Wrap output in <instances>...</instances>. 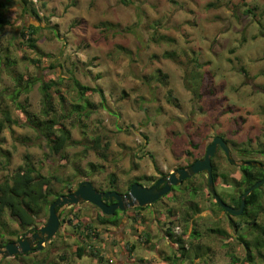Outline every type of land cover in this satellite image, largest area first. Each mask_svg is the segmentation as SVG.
Instances as JSON below:
<instances>
[{"label": "rangeland", "instance_id": "1", "mask_svg": "<svg viewBox=\"0 0 264 264\" xmlns=\"http://www.w3.org/2000/svg\"><path fill=\"white\" fill-rule=\"evenodd\" d=\"M18 1L12 0L7 12L10 24L0 28V51L11 63H3L0 69V91L13 88L14 75L38 80L20 95L19 106L9 108L13 121L0 129V182L24 166L29 156L31 164L51 176L63 194L68 192V181L76 189L84 180L97 189L116 185V190L124 192L135 179L149 185L154 180L145 178L156 179L163 171L203 156L215 135L228 140L233 158H238L235 149L240 148L264 162V0H131L128 4L121 0H29L47 18L43 23L22 12ZM31 22L42 24L36 35L41 53L21 45L19 29ZM156 30L177 42L156 43L151 40ZM171 48L177 59L163 57L164 50ZM37 56L42 59L40 66L28 59ZM160 69L168 74L166 80ZM43 80L57 81L66 97L63 102L56 87L51 89L61 115L80 102L76 80L92 88L85 95L95 106L90 115L83 114L80 121L77 113L61 119L77 141L69 144L64 155L53 152L33 122L42 118ZM9 102L0 97V120ZM96 134L109 138L107 153L87 147L91 141L85 137ZM215 163L219 172L229 176L227 180L218 177L216 188L237 192L231 179L240 177L238 166L222 151ZM207 183L206 176L186 182L201 187L197 200L202 211L195 221L201 237L195 245L202 252L207 249L205 264H241L231 255L243 259L245 244L238 231L230 229ZM172 197L169 194L153 205L154 212L152 206L144 210L141 221L131 220L134 210L130 219L120 212L117 225L102 224L99 209L89 202L63 207L66 223L52 244L46 243V251L2 258L0 264H33L46 258L58 264H97L94 256L79 258L74 253L82 239L67 218L75 220L76 214L96 229L98 237L92 240L110 260L108 264H189L174 257L180 250L165 233L172 219L167 208L180 205ZM48 217L49 213L37 227ZM6 220L9 231L3 239L20 236L19 223L8 213ZM217 226L231 236L223 238L209 230ZM2 227L0 221V231ZM182 231L175 227L176 234ZM132 244L135 249L129 253ZM64 253L67 261L60 260ZM196 261L204 264L200 258Z\"/></svg>", "mask_w": 264, "mask_h": 264}, {"label": "trees", "instance_id": "2", "mask_svg": "<svg viewBox=\"0 0 264 264\" xmlns=\"http://www.w3.org/2000/svg\"><path fill=\"white\" fill-rule=\"evenodd\" d=\"M11 1L12 0H0V28L2 29L5 25L10 24V20L7 16V12L9 8H11ZM124 3L128 4L131 0H121ZM18 3L21 6L22 12L28 14L30 16H34L40 23L45 21L47 18L42 16L40 13L39 8L34 6L33 1L29 0H19ZM214 5V4H212ZM251 9H248L247 12H251ZM105 26H113V24H104ZM42 27V24H35V23H28L25 24L23 27L19 29V36L22 38L21 45H26L28 48L36 51L37 53L40 52L38 46V37L36 36L39 29ZM0 29V30H1ZM139 35V39H140ZM151 40L155 41L156 43L167 42L173 44L174 41L177 42L173 36H169L165 33L159 34L156 30V33L151 36ZM9 50V49H8ZM8 53V51H6ZM41 53V52H40ZM43 54H39L42 56ZM34 57L28 58L31 63L40 66L42 63L41 57ZM163 57L170 58V59H177L176 50L166 49L164 50ZM26 59L27 56H24ZM9 56L2 55L0 51V69L2 64L5 63L6 65H10L11 63L8 62ZM10 63V64H9ZM161 72V73H160ZM161 77L163 79H167V73L160 69L159 71ZM159 75V76H160ZM195 75H198L201 78L200 72H197ZM157 76L158 80L163 81L161 77ZM211 76H209L207 85H210ZM14 86L11 90L3 89L0 91V97L4 101H7L8 98L10 100L9 103L6 104V107L2 109L3 118L0 120V129L6 125V123H10L13 121L11 110L9 109L13 105H18V99L23 92H28L31 86L37 81V78L31 79L24 74L14 75ZM146 81L150 80L147 78ZM76 85L80 88L79 91V101L73 104L70 112H65V114L61 115L58 112L57 107L54 104L53 95L51 93V89L55 86L57 89V93L62 98L61 100L64 102L66 97L61 92L60 86L57 81L43 80L42 83V92H43V109L41 111L42 118L33 121L39 128L40 132L42 133L45 138H47L48 142L50 143V147L55 154L64 155L66 152V148L69 146L70 143H76V140H72V132L70 129L67 128L66 124L61 120L65 118L72 117L73 114L77 113L78 121L81 120L83 114L85 116H89L91 113L92 108H95L92 102H89L85 99L86 93L91 90L92 88L82 85L77 80L75 81ZM167 83V82H166ZM94 88L93 90H96ZM6 92V93H5ZM172 98H170L171 100ZM83 101V102H82ZM8 107V108H7ZM62 121V122H61ZM64 127H63V125ZM85 126V125H84ZM86 133V131H83ZM83 133V134H85ZM85 137V140L91 141L89 144H86L89 149H94L98 151H102L103 153H107L110 147V140L107 136H100L95 135L93 138ZM188 155H191L192 152L189 150L186 152ZM93 166V164H91ZM216 170V169H215ZM242 170L244 172V178L242 180L239 179H231L236 188L237 192L235 194H240L237 196H233V203L236 206H240L241 204V197L244 192L257 181L261 180L264 177V170L257 166H243ZM80 173V172H79ZM225 180L228 179V174H223ZM214 178L217 180L218 173L217 170L214 172ZM59 181L60 179L57 178ZM146 180H156L152 177L145 178ZM138 180V179H137ZM140 180H144L140 178ZM112 182L115 183L116 179L112 178ZM135 182V180L131 181L130 183ZM217 182V181H216ZM73 182L68 181L67 186V193L73 191L72 187ZM116 188V185L110 187ZM176 188V187H175ZM176 192L173 193V197L171 201L178 202L180 205L177 208L168 207L167 212L172 217L171 222L167 225L165 233L166 236L172 241V243L176 244L180 250V254H175L177 260H182L183 263L188 262L189 264H199L196 261V258H200V262L208 263V251L205 249L203 252L195 245V241L201 237V233L195 227V221L198 220L199 215L201 213V208L199 202L197 200V196L201 191V187L195 185L186 184L184 186H180L176 188ZM264 184L260 187L256 188L246 199V208L244 212L240 215L228 214V224L231 230H237L238 237L241 239L243 244H245V257L243 259L235 256L232 254L231 256L234 259V262L241 264H264ZM180 191V192H179ZM64 191L56 190L54 187V181L51 176L43 174L40 170H38L33 164L30 162L29 156H27V162L24 166H20L12 175L6 177L2 182H0V221L4 227L3 230L0 231V245L6 244L10 239L4 240V233L9 231V225L7 224L6 216L7 213L10 218L16 220L21 229H27L29 227L37 225L39 222L42 221L44 217H47L49 213V207L52 202L58 199ZM213 197V196H212ZM214 198V197H213ZM215 204L223 210V207L220 205L218 201ZM181 206V207H180ZM151 206L142 207L136 206L133 208L135 211L146 210ZM152 210V209H151ZM142 211V212H143ZM160 212H163L160 210ZM119 211H116L113 215H106V214H99L98 220L101 221L102 224H111L117 225L120 221V217H118ZM144 213L134 214L133 221H139L140 219L144 218ZM263 215L261 221L259 220L260 217ZM74 218H67L68 224L72 225L74 228L78 229L77 233L81 235V243H78V246L74 250V253L79 258H83L84 256L91 255L94 256L96 259L97 264H108L110 260L105 256V253L102 250L96 248L94 244V239L98 237V233L94 226L90 223H84L78 214L75 215ZM66 223V222H65ZM243 223H247L248 225L244 226ZM65 224L62 223L60 228H62ZM175 227H182L183 231L181 234L175 233ZM247 227V231L243 232V228ZM211 232L216 233L220 237L227 238L231 235L228 234L226 229H222L221 227L217 226L215 228L209 229ZM20 232V231H19ZM11 234L17 232H10ZM60 233L57 232L54 237L49 240V243L52 244L54 238L58 236ZM95 235V236H92ZM147 234H144V236ZM187 235L185 238L184 236ZM253 235L251 239L247 238V236ZM143 236V237H144ZM88 238H91L89 241ZM92 238H94L92 240ZM140 239V238H139ZM84 240V241H83ZM90 242V244H89ZM253 246V247H252ZM254 248L258 251L257 253ZM48 248L43 249L41 252L46 251ZM134 246L128 248V252H134ZM33 252L25 253L21 255H31ZM19 255V256H21ZM130 255V254H129ZM132 256V255H130ZM61 261H67L68 255L67 253L61 254L60 256ZM17 258H19L17 256ZM171 259V258H169ZM112 261V260H111ZM210 263V261H209ZM33 264H58L51 258H46V260H35ZM215 264V263H214Z\"/></svg>", "mask_w": 264, "mask_h": 264}, {"label": "water", "instance_id": "3", "mask_svg": "<svg viewBox=\"0 0 264 264\" xmlns=\"http://www.w3.org/2000/svg\"><path fill=\"white\" fill-rule=\"evenodd\" d=\"M219 147L225 151L231 162H235L228 143L222 136H216L213 142L208 145L206 154L203 158L196 160L187 167H180L171 171L168 177L162 178L154 186L134 183L130 187V190L124 194L117 190L99 191L90 180L82 181L76 191L61 195L51 203L47 222L39 228L33 236L27 237V235H25V237L17 242L11 241L5 246H0V261L2 258L29 253L34 249H43L45 244L59 231L61 224L66 222V219L62 218L61 208L63 207H67L70 204L90 202L100 207L103 213L109 215L113 214L117 209L126 210L136 206L146 207L167 194L171 190L172 185H179L187 177L202 171L208 176L210 192L215 196L224 210L230 214L237 216L241 215L245 209L247 197L264 183V178L257 181L244 192L241 197L240 206L233 207L226 203L218 194L214 181L212 158ZM239 163L241 165L258 166L264 169V163L259 160H243L239 161ZM161 183H165V185L158 188ZM104 198H115L116 202L108 204L105 202Z\"/></svg>", "mask_w": 264, "mask_h": 264}, {"label": "flooded vegetation", "instance_id": "4", "mask_svg": "<svg viewBox=\"0 0 264 264\" xmlns=\"http://www.w3.org/2000/svg\"><path fill=\"white\" fill-rule=\"evenodd\" d=\"M216 136H219V135H215L214 136V138H213V140L215 139V137ZM227 143H228V140H227ZM228 145H229V143H228ZM208 147V146H207ZM229 147H230V149H231V152H232V154H233V149H232V147L229 145ZM207 149V148H206ZM236 151V153H238L239 152V156H238V158H234V160H235V162H232L233 164H236L237 166H238V168L240 169V177L238 178L239 180H242V178H244L243 176H244V172H243V170H242V167L243 166H253V165H241L240 163H239V161H243V160H251V159H253V155H252V153H251V151H248L247 149H240V148H238V149H235ZM220 151H222V152H224V154H225V156H226V159H228V161L229 162H231L230 160H229V157L227 156V154L225 153V151L221 148V147H219L218 148V150H217V152H216V154L213 156V158H212V162H213V173L217 170V173H218V177H220L221 175L222 176H224L223 174L225 173V174H228L227 172H219L218 171V166H217V164L215 163V157L217 156V154L220 152ZM263 153H264V151H262ZM206 154V153H205ZM205 154L203 155V156H197V157H194L193 159H191L190 161H188V162H186V163H181V164H179V165H176L175 166V168H174V170H176V169H178V168H180V167H187V166H189V165H191V164H193L196 160H198V159H200V158H203L204 156H205ZM259 161H261V160H259ZM261 162H263V161H261ZM264 163V162H263ZM258 167V166H257ZM216 169V170H215ZM264 170V169H263ZM171 171H173L172 169H169V170H167L166 172H162L161 174H159V176L156 178V180L155 181H153V182H151L149 185H147V186H154L159 180H161L162 178H165V177H168L169 176V174H170V172ZM196 176H203V177H207V184H208V190H209V179H208V176H207V174L205 173V172H198V173H196V174H193L192 176H190V177H187L186 179H184L179 185H172V187H171V190L167 193V194H165V195H163L160 199H158L157 201H155L153 204H151V205H148V206H152V212H154L155 211V208L153 207V205H155V204H157V203H159V202H162V199L163 198H165L166 196H168L169 194H173L174 192H176V188H178V187H180V186H184L185 184H186V182L187 181H189V180H191V179H193V178H195ZM264 178V177H263ZM262 178V179H263ZM232 179H237V178H232ZM214 181H215V187H216V179L214 178ZM134 183H141V184H144L145 185V183H142L141 181H139V180H137V179H135V182H132V183H130L129 184V187H128V189H127V191H124V192H121V191H119L120 193H122V194H124V193H127L129 190H130V187L132 186V184H134ZM233 184H234V182H233ZM264 184V183H263ZM165 185V183H161L159 186H158V188H161V187H163ZM235 185V184H234ZM176 187V188H175ZM251 187V186H250ZM260 187V186H259ZM99 191H111V190H116L115 188H110V187H108V188H106V189H98ZM216 190H217V192H218V194L222 197V199L226 202V203H228L229 205H231V206H233V207H238V206H236L234 203H233V194H234V191H235V189L234 190H232V192H227V193H225V192H223V191H219L217 188H216ZM75 191V190H74ZM118 191V190H117ZM209 193H210V195H212L213 197H214V199H215V202L217 201L216 200V198H215V196L210 192V190H209ZM221 193H223V195L224 196H222V194ZM240 194V192H238V195ZM235 196H237V194L235 195ZM234 196V197H235ZM238 197V196H237ZM104 200H105V202L106 203H108V204H113V203H115L116 202V199L114 198V199H109V198H104ZM90 203V202H89ZM92 204V203H91ZM71 205H76V204H70V206ZM94 205V204H93ZM96 208H98L99 209V213L98 214H101V213H103V211L101 210V208L100 207H98V206H96V205H94ZM147 207V206H146ZM133 208L134 207H132V208H129V209H126V210H120V209H117L116 211H119V213L120 212H122V213H124V214H126L127 215V217L130 219V216H128L131 212H130V210H133ZM245 208H246V206H245ZM245 210V209H244ZM115 211V212H116ZM143 210H138V211H133L132 213H133V217L131 218V220H133L134 219V214L136 215V213H139V214H142L143 212H142ZM114 212V213H115ZM222 212H223V214H226V217L228 218V214H230V213H227L225 210H224V208H223V210H222ZM244 212V211H243ZM113 213V214H114ZM118 213V214H119ZM98 214H97V216H98ZM103 214H105V213H103ZM113 214H111V215H113ZM106 215H109V214H106ZM199 214H197V216H198ZM199 219V218H198ZM142 219H140L139 221H141ZM46 223V222H45ZM44 225V224H43ZM42 227V226H41ZM41 227H37V225H35V226H32V227H29V228H27V229H24L23 230V232H22V234L20 235V236H18V237H16V238H11L8 242H11V241H15V242H17V241H19L21 238H23V237H25V235H27V237H31V236H33V234L34 233H36L37 231H38V229L39 228H41ZM33 228H37V229H33ZM29 230H31V231H29ZM29 231V233L27 234V232ZM7 242V243H8ZM49 242V241H48ZM6 243V244H7ZM6 244H3V246H5ZM46 245V244H45ZM0 246H2V245H0ZM40 250H42V249H34V250H32L31 252H33V253H35L36 251H40ZM30 253V252H29ZM28 254V253H27ZM21 255V254H20ZM17 256H19V255H16V256H13L14 258L16 257L17 258Z\"/></svg>", "mask_w": 264, "mask_h": 264}, {"label": "bare ground", "instance_id": "5", "mask_svg": "<svg viewBox=\"0 0 264 264\" xmlns=\"http://www.w3.org/2000/svg\"><path fill=\"white\" fill-rule=\"evenodd\" d=\"M254 160H258V158H253ZM263 169V168H262ZM85 181V180H84ZM81 183V182H80ZM80 183H79V185H80ZM79 185H78V187H79ZM77 187V188H78ZM77 188L76 189H73V191L72 192H74V190L76 191L77 190ZM71 193V192H70ZM67 194H69V193H67ZM63 195H66V194H63ZM240 216V215H239ZM20 255V254H19Z\"/></svg>", "mask_w": 264, "mask_h": 264}, {"label": "clouds", "instance_id": "6", "mask_svg": "<svg viewBox=\"0 0 264 264\" xmlns=\"http://www.w3.org/2000/svg\"><path fill=\"white\" fill-rule=\"evenodd\" d=\"M212 142H213V141H212ZM212 142H211V143H212ZM209 144H210V143H209ZM209 144H208V145H209ZM206 151H207V149H206ZM231 163H232V162H231Z\"/></svg>", "mask_w": 264, "mask_h": 264}]
</instances>
